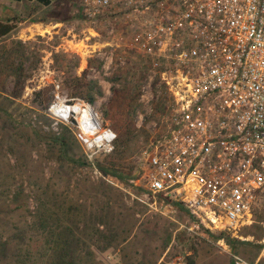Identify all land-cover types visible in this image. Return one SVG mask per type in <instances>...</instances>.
Returning <instances> with one entry per match:
<instances>
[{
	"label": "rangeland",
	"instance_id": "rangeland-1",
	"mask_svg": "<svg viewBox=\"0 0 264 264\" xmlns=\"http://www.w3.org/2000/svg\"><path fill=\"white\" fill-rule=\"evenodd\" d=\"M78 5L54 0L27 22L25 5L0 14L14 25L0 39V264H51L60 235L69 238L75 264H232V256L264 264V210L250 226L226 233L238 241L233 248L194 229L184 209L145 197L137 159L161 129L166 90L139 57L123 67L113 57L104 70L97 49L108 40L87 30ZM84 70L102 89L91 107L103 126L113 131L103 116L112 88L124 89L131 104L124 116L130 136L112 161L121 180L85 165L76 130L68 125L66 133L47 112L56 101H73L65 82ZM46 87L52 100L43 111L34 93ZM112 153L96 161L107 164Z\"/></svg>",
	"mask_w": 264,
	"mask_h": 264
},
{
	"label": "built area",
	"instance_id": "built-area-1",
	"mask_svg": "<svg viewBox=\"0 0 264 264\" xmlns=\"http://www.w3.org/2000/svg\"><path fill=\"white\" fill-rule=\"evenodd\" d=\"M76 13L108 40L104 70L139 57L166 90L161 129L137 159L145 197L212 234L250 226L264 210V0H79ZM47 112L76 130L90 166L112 153L116 134L85 101Z\"/></svg>",
	"mask_w": 264,
	"mask_h": 264
},
{
	"label": "trees",
	"instance_id": "trees-1",
	"mask_svg": "<svg viewBox=\"0 0 264 264\" xmlns=\"http://www.w3.org/2000/svg\"><path fill=\"white\" fill-rule=\"evenodd\" d=\"M13 1H22V0H13ZM25 1H32V0H25ZM42 6H49L53 0H35ZM14 29L13 24H2L0 23V39L4 36H6L9 32H11ZM88 64L90 62L88 61ZM87 72L84 70L80 76H72L66 80V86L68 89L67 96L72 99H79L83 100L89 105H93L97 98L101 97L102 95V89L99 85V83L94 79H89L86 77ZM51 88L46 87L44 89H40L37 92L34 93V99L35 103L37 104V107H40L41 110L45 111L47 109V106L49 102L52 100L50 96L48 98V93L50 92ZM124 89L117 90L115 88H112V95L106 104V106L103 108V116L104 118L110 122L111 127L113 128V131L117 133L118 138L115 142V145L117 143V146L114 147V151L112 155L109 158V163L107 164H101L96 161L95 163V169L102 173L104 176H110L117 179H122L117 174V169L115 162H112L116 160L114 156L117 155V147L120 145H125L129 139V126L130 124H126V120H124V116L129 114V111L131 109V104H127L125 98H124ZM44 96V98L47 97V101L44 102V100H40V98ZM130 123V122H129ZM64 131L68 133L70 129L65 126ZM60 148L64 150L66 141L65 140H59ZM122 154V152H121ZM84 163L87 166H90V164L86 161L84 158ZM176 207L179 209H183L180 205L175 204ZM205 233L209 235L210 237L216 239V240H223L227 242V244L234 248V245L238 242L235 239H230L229 235H226V232H220L218 235L214 236L210 234L208 231L205 230ZM60 242L56 249L53 250V256L54 260L51 264H75L74 258H72V255H74V251L71 247L70 240L68 237L59 236Z\"/></svg>",
	"mask_w": 264,
	"mask_h": 264
},
{
	"label": "crops",
	"instance_id": "crops-1",
	"mask_svg": "<svg viewBox=\"0 0 264 264\" xmlns=\"http://www.w3.org/2000/svg\"><path fill=\"white\" fill-rule=\"evenodd\" d=\"M10 1L14 2L15 4H9L7 2H3V0H0V14L1 13L3 14L4 12H7V11L13 9L14 7H19V6H24L25 5V6L28 7L31 15L29 17H27V19H25L23 22H27L28 20L33 19L35 17L36 10L40 6L41 7H48V6H42L41 4L36 2L35 0H32V1L22 0V1H19V2L13 1V0H10ZM53 3H54V0L52 1V3L50 5H53ZM8 22H9V24H12L11 20L7 21L6 23L5 22L3 23L2 21H0V23H2V24H8ZM32 24H37V23L35 22V23H32Z\"/></svg>",
	"mask_w": 264,
	"mask_h": 264
},
{
	"label": "bare ground",
	"instance_id": "bare-ground-1",
	"mask_svg": "<svg viewBox=\"0 0 264 264\" xmlns=\"http://www.w3.org/2000/svg\"><path fill=\"white\" fill-rule=\"evenodd\" d=\"M53 110H55V108H54ZM73 110H74L76 113H77V112H79V113L81 112L80 106H78V105H75V107H74ZM82 111H83V115H84V117H85L87 120H89L90 118L92 119L93 114H92V110H91L90 107L86 106L85 109L82 110Z\"/></svg>",
	"mask_w": 264,
	"mask_h": 264
}]
</instances>
